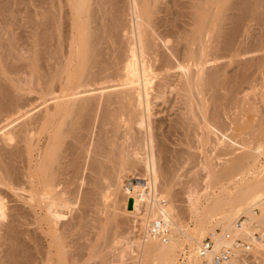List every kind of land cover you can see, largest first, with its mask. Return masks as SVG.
<instances>
[{
    "label": "bare ground",
    "instance_id": "1",
    "mask_svg": "<svg viewBox=\"0 0 264 264\" xmlns=\"http://www.w3.org/2000/svg\"><path fill=\"white\" fill-rule=\"evenodd\" d=\"M1 1L0 264H79L86 256L80 241L92 230L90 257L97 256L107 229L120 225L119 204L107 200L111 191L141 219L138 264H172L184 231L182 211L197 224L186 233L189 264H212L198 257L196 243L216 227L251 240L250 219L241 229L236 222L255 205L264 212V171L255 169L264 150L262 121L242 123L244 144L251 140L254 148L246 143L240 154L229 148L232 157L220 168L215 164L217 170L213 160L200 161L210 169L207 181L235 182L233 191L221 184L213 196L208 190L200 195L192 175L182 192H174L176 162H160L156 154L170 151L173 137L221 134L222 114L247 75L224 78L223 59L241 54L247 21H256V44L264 41V0H16L24 17L16 21L17 33L14 19L6 18L11 0ZM227 88L231 97L220 93L229 94ZM142 169L149 189L135 196L133 171ZM243 170L250 179H243ZM201 197L207 201L199 211ZM182 198L191 203L187 210L179 208ZM157 218L169 226L166 240L149 232ZM226 243L219 239L216 247ZM254 246L264 261V242Z\"/></svg>",
    "mask_w": 264,
    "mask_h": 264
},
{
    "label": "rangeland",
    "instance_id": "2",
    "mask_svg": "<svg viewBox=\"0 0 264 264\" xmlns=\"http://www.w3.org/2000/svg\"><path fill=\"white\" fill-rule=\"evenodd\" d=\"M1 1V0H0ZM3 1V0H2ZM1 1V2H2ZM6 1V0H5ZM9 1V0H8ZM13 3H12V2ZM11 1H9L8 2V5H9V3L11 4V5H9L8 7H9V9L8 10H11L10 11V13L7 15L6 14V18H8V20H10L11 21V23H12V21H13V19H14V21H13V27H12V29H14L15 31H16V29H15V27H17L18 25H20V21H22L21 19H23L24 17H23V14H22V12H23V5H22V3H20V2H22V1H19V2H17L16 0H11ZM16 1V2H15ZM4 2V1H3ZM21 4V5H20ZM4 6V4H2V6L0 5V8L1 7H3ZM11 6V7H10ZM21 13H20V12ZM18 12V13H17ZM17 13V14H16ZM20 14H22V16L20 15ZM15 15H16V17H15ZM15 17V18H14ZM23 17V18H22ZM18 20V21H17ZM24 20V19H23ZM19 23H17V22ZM253 21L251 20V21H247L246 22V26H245V30H246V32L247 33H245V41L243 42L244 43V45L243 44H241V47H240V53L242 54H240V55H238V56H235V57H233V59L231 58V60L234 62L233 63V65H232V62H231V60H230V58H225V59H227V60H225V59H223L224 61L223 62H226L228 65L225 67L224 66V69H226L227 70V72H226V70L224 71L223 70V67H222V69L221 70H223V77L225 76L226 78L227 77H230V76H234V74H235V78H237L238 77V80H239V78H240V76H241V74H243V72H244V74L246 75V83H248V84H246V83H243L244 84V86H243V84H241V85H239L238 87H240V89H237V91L239 92H235V93H237L234 97H233V99H232V103L231 102H229V104H228V106H226V109H228V110H226V111H224V113L222 114V116H223V118L224 119H222V116H221V121H222V123H223V128L220 126L219 127V130H221V132L219 131V133H221V134H217L218 136L219 135H221V136H219L220 137V139H219V137L216 135H214V138H212L213 137V134H210V135H208V137L206 136V135H201V130L199 131H197V132H199L198 134H200V135H198L197 136V134H192L190 137H187V138H185V137H173L174 139L172 140H170L171 141V143L170 144H168V146H169V148H171V150L170 151H168V152H166V153H164L163 152V154H161V153H159V154H156L157 155V158L159 159L160 158V162H163V160L165 161L166 160V158H168L166 161H169V162H172V163H174V161L177 163L178 161H180L179 159H181V161L180 162H178V164H173L174 166H175V168H174V172H175V175H176V180L177 181H175V182H173V187H172V190L174 191V192H179V191H181L182 190V188H183V184H184V182H186L187 181V179L190 177V176H195V178L197 179V191L199 192V194L200 195H202V194H204L205 193V191L206 190H208V191H206L209 195H212V194H215V193H217L218 191L217 190H219V188H220V185L221 184H224L229 190H232L233 191V189L235 188V182H228V181H223L224 183H219L218 184V182H217V184H216V181L214 182V180H212V179H208V181L206 180L207 178H208V172L207 171H209L206 167H204V166H202V165H204V164H208V163H212L211 161L209 162V160H213V163H212V165L214 166L215 164V166H219V168H220V165H223V163L224 162H226V160L228 161V159L230 160V158L232 157L231 155H230V153H232L233 151H231L230 149H232V150H234L235 148L237 149V150H234V153L236 152L237 153V151H238V153L237 154H240V152L242 153L243 151H244V149H245V147H246V143H248V147L249 148H254L253 146L255 145V143H252V141L250 140V138H249V142H245V144H244V141H245V136H247L246 134L245 135H243L244 133L242 132V130L244 129V127H245V125L247 124H249L250 122V120H249V118L251 119V122L252 121H254V119H256V121H258V119L260 120V122L262 121V133L260 134V136H262V138L260 139V143H262L263 141H264V99L262 100V98L264 97V47H260V45L261 46H264V41L261 43V42H259L258 44H256V40H253L254 38L256 39V37H257V28H256V21H254L253 23H252ZM14 23H16V25L14 24ZM23 23V22H22ZM18 24V25H17ZM15 25V26H14ZM256 30V31H255ZM20 31L18 30V33H19ZM16 33H17V31H16ZM256 36V37H255ZM243 48V49H242ZM246 51V52H245ZM249 51V52H248ZM244 52V53H243ZM246 54V55H245ZM249 54V55H248ZM253 56V57H252ZM261 56V57H260ZM237 57V58H236ZM241 57V58H240ZM236 58V59H235ZM246 58V59H245ZM228 59H229V61H230V64H229V62H227L228 61ZM237 59H239L240 60V62L237 60ZM244 59V60H243ZM248 59V60H247ZM251 59V60H250ZM237 60V61H236ZM241 60H243V62L241 61ZM247 60V61H246ZM220 61V60H219ZM219 61H214L213 63H211V64H216L215 62H217V64H216V66L214 65V66H212V65H210V66H212L213 68L214 67H217V65L220 67V65L222 64V60L219 62ZM236 61V62H235ZM244 61H246V62H244ZM252 63H251V62ZM250 62V63H249ZM263 62V63H262ZM252 64V65H251ZM249 67H248V66ZM245 66H247V67H245ZM251 66H253L251 69H249ZM219 70H220V68H219ZM240 70H242V71H240ZM248 70V71H247ZM236 71V72H235ZM245 71H247V72H245ZM232 74H231V73ZM222 73V72H221ZM224 73H225V75H224ZM230 73V74H229ZM229 74V75H228ZM220 75H222V74H220ZM240 75V76H239ZM237 76V77H236ZM222 77V76H221ZM224 77V78H225ZM248 78V79H247ZM239 83V82H238ZM238 83H237V85H238ZM225 89V88H224ZM229 88H227V91L229 92V90H228ZM230 90H231V88H230ZM232 90H233V88H232ZM234 91V90H233ZM222 92V94L224 95V94H226V96H229L230 94H231V92H229V94L228 93H226V91H220V93ZM210 94V93H209ZM209 94H207L206 93V96H204L205 97V100H206V97L208 98L207 100V103H205L206 101H204V103L206 104V107H208V111H211L212 109V107L211 106H213L212 104H213V102L211 103V100L213 101V99L211 98H209L207 95H209ZM221 94V95H222ZM232 94H234L233 92H232ZM231 94V95H232ZM243 94V95H242ZM239 96H241V97H239ZM249 97V99L247 98V97ZM210 97H211V94H210ZM229 97H231V96H229ZM245 97H246V99H245ZM236 98V99H235ZM240 98H242V99H240ZM249 101H248V100ZM240 100H241V102L242 103H240ZM244 100H245V102H246V104L244 103ZM209 101H210V104H209ZM263 102V103H262ZM240 103V104H239ZM249 103V104H248ZM245 106H243V105ZM249 106H248V105ZM257 105V106H255V105ZM209 105V106H208ZM233 105V106H232ZM237 105H239V106H237ZM242 106H243V108H242ZM230 107H231V109H230ZM237 107V108H236ZM239 107V108H238ZM254 107V108H253ZM248 108V109H247ZM207 109V108H206ZM209 109H211V110H209ZM250 109V112H247L248 110ZM254 109V110H253ZM232 112H231V111ZM243 110V111H242ZM258 110H260V111H258ZM240 111V112H239ZM242 111V112H241ZM252 112H253V114H252ZM255 112H256V114H255ZM226 113V114H225ZM241 113V114H240ZM244 113V114H243ZM229 115V116H228ZM236 115V116H235ZM239 115V116H238ZM244 117H242V116ZM234 116V117H233ZM251 116H252V118H251ZM230 117V118H229ZM241 119H240V118ZM227 119V120H226ZM238 119H240V120H238ZM253 119V120H252ZM224 120H226L225 122H223ZM244 120V121H243ZM230 121V122H229ZM248 122V123H244V122ZM255 121V122H256ZM225 123H227V125L225 126ZM243 123V124H245V125H241V124ZM229 124V125H228ZM246 125V126H247ZM238 126V127H237ZM243 126V127H242ZM221 128V129H220ZM229 128V129H228ZM240 132H239V131ZM196 132V133H197ZM224 134H223V133ZM231 132V133H230ZM243 133V134H242ZM226 134V135H225ZM212 135V136H211ZM193 136H196L197 138H193ZM201 136V137H200ZM203 136V137H202ZM93 137H94V135H93ZM205 137V138H204ZM241 137V138H240ZM184 138V139H183ZM189 138V139H188ZM208 138V139H207ZM209 138H210V140H209ZM217 138H218V140H217ZM244 138V139H243ZM176 139V140H175ZM179 139H180V141H179ZM188 139V141H186ZM197 139V140H196ZM203 139V140H202ZM233 141H232V140ZM235 139H237L236 141H234ZM182 140H184L185 142H181ZM191 140H192V142H191ZM195 140V142H193ZM212 140H214L213 142L215 143H213L212 142ZM225 140V141H224ZM241 140V141H240ZM246 140H247V137H246ZM263 140V141H262ZM177 141H179V142H177ZM189 141H190V143H192V144H190L189 143ZM199 141V142H198ZM218 141V142H217ZM262 141V142H261ZM208 143V145H207V143ZM210 142H212V143H210ZM219 142H221V143H219ZM233 142H234V144H233ZM239 142L241 143V144H239ZM251 142V144H250V146H249V143ZM179 143V144H178ZM195 143V144H194ZM197 143V144H196ZM231 143V144H230ZM175 145L174 147L172 146V145ZM189 144V145H188ZM194 144V145H193ZM210 144V145H209ZM228 144V145H227ZM234 146H233V145ZM240 146H239V145ZM263 144V143H262ZM186 145H188V146H186ZM191 145V146H190ZM200 145V146H199ZM227 147H226V146ZM245 145V146H244ZM252 145V146H251ZM170 146H172V147H170ZM181 146H182V148H181ZM187 148H186V147ZM231 146H232V148H231ZM237 146V147H236ZM256 146V145H255ZM179 147V148H178ZM194 147V148H193ZM244 147V148H243ZM248 147H246L247 149H248ZM190 148V149H189ZM226 148V149H225ZM230 148V149H229ZM238 148H240V149H238ZM173 149V150H172ZM184 149H185V151H184ZM188 149V150H187ZM225 149V150H224ZM228 149V150H227ZM257 149V148H256ZM178 150V151H177ZM183 152H182V151ZM223 150L226 152V153H229V154H225L224 152H223ZM172 151H174V152H172ZM177 151V152H176ZM186 151H188V152H186ZM189 151L191 152V154H189ZM228 151V152H227ZM181 152V153H180ZM173 153V154H172ZM175 153H177V154H175ZM184 153V154H183ZM185 153L187 154L186 156H185ZM233 153V154H234ZM263 153V154H262ZM261 154H259L258 155V157H257V160H256V164H255V169L256 168H259V169H261L262 171H264V150H263V152H262ZM225 154V155H224ZM163 155V156H162ZM180 155H182L181 157L183 158H180ZM191 155V156H190ZM218 155H219V157H218ZM223 155V156H222ZM159 156V157H158ZM165 156V158H162V157H164ZM178 158V159H176V157ZM228 156V157H227ZM186 157V158H185ZM191 157V158H190ZM174 158V159H173ZM188 158V159H187ZM171 159V160H170ZM191 159V160H190ZM198 159V160H197ZM178 160V161H177ZM195 160V161H194ZM205 161V163L204 164H201L200 163V161ZM222 160V161H221ZM224 160V161H223ZM218 161V162H217ZM180 163V164H179ZM203 163V162H202ZM218 164V165H217ZM205 165V166H206ZM202 166V167H201ZM214 166V167H215ZM206 168V169H204V168ZM202 168L204 169V171L205 170H207V171H205V172H203V170H202ZM140 170H141V168H140ZM140 170L137 172V171H133V173L135 172V174H137L138 173V176H137V179L139 180H137L136 182H135V190H134V193H136L135 194V196L137 195V193H139V194H141L142 192H143V190H148L149 189V187L146 185V178H147V171H146V169H142L143 171H141L140 172ZM215 170H217V168L215 167ZM245 171V172H244ZM132 172V171H131ZM243 173V179H250V175L248 174V171H246V170H243L242 171ZM207 173V174H206ZM210 173V172H209ZM247 173V174H246ZM264 173V172H263ZM207 177V178H205V176ZM215 175H217V174H215ZM249 175V176H248ZM242 176H239L238 178H240V179H242ZM248 176V177H247ZM209 178H212V177H209ZM217 179V178H216ZM215 179V180H216ZM210 180H211V184H210V186H209V182H210ZM217 181H220L219 179H217ZM220 182H222V181H220ZM216 185V186H214V185ZM142 185H144V186H142ZM218 185V186H217ZM207 186V188L208 189H205V187ZM147 187H148V189H147ZM159 190H160V188H159ZM113 192V193H112ZM182 192V191H181ZM115 194V191H111L110 192V194L108 195V198H107V200L109 201L108 203H110V204H112V201L114 202V200H115V203L113 204L114 206H116L117 207V204H119V206H120V210H121V212H120V210H117V217H116V221H117V223H119V224H117V226L119 225V227H117L116 228V230H111L110 229V231H109V233H108V229H107V234L108 235H110V232H111V235L109 236V237H111V238H107L106 239V235L107 234H105L104 235V240H106L107 241V245L106 244H104V243H106V241H104V242H102L101 244H103V245H105V247L103 246V245H101L102 247H100V252L97 254V256H98V259H97V256H92V257H90L91 256V250H90V248H89V243H90V240L93 238V234H94V232H93V230L92 229H90V230H92V231H87V233L89 234V235H86L85 237L86 238H84V240L83 241H80V243L82 242L83 243V245H85L84 247L86 248V251L84 252V254L86 255L85 257H84V255H82V256H80L81 257V259H82V261H81V259L79 260V261H81L79 264H83V262H84V264L87 262V264H138V261H140V252H141V246H142V244H141V242H142V240L143 239H141L142 238V235L140 234V236H139V233L141 232V229H142V226H140L141 225V223H140V220L141 219H139V218H134V214L132 213V210L133 209H131L130 207H129V203H122L121 204V202L119 203V199H116L117 197L119 198V196L118 195H114ZM116 197H114V196ZM213 196V195H212ZM212 196H209V198H212ZM114 197V198H113ZM182 197L184 198V199H186V197H188L187 196V194H183L182 195ZM182 198V199H183ZM183 199V200H184ZM116 200H117V202H116ZM181 200L180 202V206H179V208L182 210V209H188L187 207H190L191 206V203L189 202V200L187 201V200ZM205 201H207V198L205 197H201V199L199 200V202H198V204H197V207H198V210L199 211H201L202 210V207H204L203 205L205 204L206 205V202ZM184 202V203H183ZM184 205H183V204ZM109 204V205H110ZM116 204V205H115ZM125 205V206H124ZM183 205V206H182ZM186 205V207H184ZM118 206V207H119ZM122 207V208H121ZM182 207H184V208H182ZM200 207V208H199ZM124 208V209H123ZM253 208V207H252ZM115 209V208H114ZM112 210V209H111ZM187 212V211H186ZM185 212V213H186ZM119 213V214H118ZM122 213V214H121ZM182 213L184 214V211H182ZM181 213V215L183 216V214ZM252 215L253 213H252V210H251V213H247V215L244 213V215H246L247 217L249 216V215ZM104 219H106V217L108 216V214L105 212L104 213ZM118 215H120L119 217H118ZM242 215V214H241ZM254 215V214H253ZM256 215V214H255ZM254 215V217L252 216L251 218H249L250 219V221H251V223L252 224H254L253 223V221L254 220H257L258 219V217L259 216H262V215H264V212L263 211H261V214L260 215H256L255 216ZM122 216L124 217V218H122ZM182 216H180V220H181V223L183 222V228H182V231L183 232H181V233H183L181 236H182V238L179 240V244L181 245V244H183L182 245V247L177 243V249H175V251L176 252H174V255H172L173 257H172V264H189L187 261H189V259H190V251L188 252V246L186 245V243H185V240H186V233H188V231H192L193 229H195L196 228V226L195 225H197L196 224V220H192V219H195V218H192L193 216L191 215V214H189L188 212H187V214H184V218L182 217ZM209 216V215H208ZM120 217H121V221H120ZM257 218V219H256ZM261 218V217H260ZM123 220H124V222H123ZM126 220V221H125ZM259 221L261 220V219H258ZM120 221V222H119ZM139 221V222H138ZM195 221V222H194ZM237 221H238V219H237ZM116 223V222H115ZM123 223H124V225H123ZM122 224V225H121ZM242 224H244V222L242 223ZM108 224H106V226H107ZM105 226V227H106ZM121 226H123V227H121ZM195 226V227H194ZM249 226V225H248ZM121 228V229H120ZM140 228V229H139ZM217 229H219L220 230V228L219 227H216ZM215 228V229H216ZM214 229V230H215ZM218 230V231H219ZM117 231V232H116ZM121 231V232H120ZM139 231V232H138ZM91 232V233H90ZM220 232H222L221 230H220ZM93 233V234H92ZM91 234H92V237H90L91 239H88V236H91ZM205 236H207V235H205ZM204 236V237H205ZM112 238H114L115 239V242H114V239H112ZM86 239V240H85ZM112 239V240H111ZM88 240V241H87ZM111 240V241H110ZM109 241V242H108ZM137 242H138V244H137ZM183 242V243H182ZM111 243V244H110ZM140 244V245H139ZM198 244L196 243V246H197ZM195 246V247H196ZM88 247V248H87ZM141 247V248H140ZM180 247H181V249H180ZM104 248V249H103ZM197 248V247H196ZM103 249V250H102ZM106 249H108L107 251H106ZM88 250V251H87ZM105 251V252H104ZM189 253V254H188ZM106 254V255H105ZM108 254V255H107ZM184 255H185V257H184ZM189 257H188V256ZM106 257V258H104V257ZM139 256V257H138ZM181 256H183L184 257V259H183V261H180V257ZM259 256V255H258ZM103 257V258H102ZM188 257V258H187ZM260 258V257H259ZM93 259V260H92ZM97 259V260H96ZM103 259V260H102ZM139 259V260H138ZM187 259V260H186ZM94 261V262H93ZM135 261H136V263H135ZM260 264H264V261L262 260V258H260Z\"/></svg>",
    "mask_w": 264,
    "mask_h": 264
},
{
    "label": "built area",
    "instance_id": "3",
    "mask_svg": "<svg viewBox=\"0 0 264 264\" xmlns=\"http://www.w3.org/2000/svg\"><path fill=\"white\" fill-rule=\"evenodd\" d=\"M262 203L264 206V197ZM252 211L257 215L261 214V209L258 205H255ZM246 220H249L246 215H240L236 222V228L241 229L242 223H246ZM253 223L254 231L251 240L243 237L241 233L233 234L229 231L220 232L216 228L198 243L196 249L198 257L209 259L212 264H260V258L257 255L258 253H255L257 249L254 245L258 242H264V221L255 220ZM149 232L152 236L166 240L169 233V226L165 220L157 218L151 223ZM219 239L227 243L217 248L216 242ZM184 257L181 256L179 258L180 261H183Z\"/></svg>",
    "mask_w": 264,
    "mask_h": 264
}]
</instances>
